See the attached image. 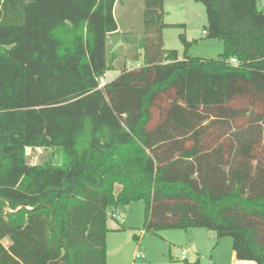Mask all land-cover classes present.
<instances>
[{
	"label": "trees",
	"instance_id": "trees-1",
	"mask_svg": "<svg viewBox=\"0 0 264 264\" xmlns=\"http://www.w3.org/2000/svg\"><path fill=\"white\" fill-rule=\"evenodd\" d=\"M194 1L219 60L189 58L184 36L182 59L165 49V0H144L140 41L120 0H0V264H107L109 215L135 202L148 232L204 228L264 264V13Z\"/></svg>",
	"mask_w": 264,
	"mask_h": 264
},
{
	"label": "rangeland",
	"instance_id": "rangeland-1",
	"mask_svg": "<svg viewBox=\"0 0 264 264\" xmlns=\"http://www.w3.org/2000/svg\"><path fill=\"white\" fill-rule=\"evenodd\" d=\"M144 6V0H120L115 9V17L121 28V36H126L130 41H140L143 38ZM263 6L264 0H258V10L264 13ZM163 23L168 25L163 31L164 47L167 50L177 51L184 57L187 48L182 41L184 36L189 43L186 52L189 58L219 60L224 52L223 42L204 35L208 28V18L206 8L201 3L194 0H166ZM130 47L122 40L108 43V50L117 53L121 64L128 56ZM139 53V61L128 60L126 63L129 70L142 64L143 51ZM114 74L116 73L105 75L106 83L112 81ZM53 153L52 150L42 149L29 151V162L33 165L41 164L53 159ZM144 224L143 202L132 203L118 222L109 219L110 228H119V231L114 230L108 236L109 264H172V261H183V250L188 251L189 262L199 260L200 264H235V261H239L233 251L232 239H218L214 231L196 228L189 233L183 230L148 232ZM8 244L7 241L4 242L5 246ZM136 254H141L142 257L135 258Z\"/></svg>",
	"mask_w": 264,
	"mask_h": 264
},
{
	"label": "built area",
	"instance_id": "built-area-1",
	"mask_svg": "<svg viewBox=\"0 0 264 264\" xmlns=\"http://www.w3.org/2000/svg\"><path fill=\"white\" fill-rule=\"evenodd\" d=\"M263 8H264V6H263ZM230 64H231L232 66H234V67H239L240 62H239L237 59L232 58V59L230 60ZM100 82H101V87H103V86L106 85V81L104 80V78H102ZM121 215H122V214H114V215H109V216H110L112 219H115V220L118 221V220L121 218ZM122 223H124V221H122ZM187 255H188V251L183 250L182 253H181V258H182V260H186V259H187ZM140 257H142L141 254H136V256H135V258H140Z\"/></svg>",
	"mask_w": 264,
	"mask_h": 264
},
{
	"label": "crops",
	"instance_id": "crops-1",
	"mask_svg": "<svg viewBox=\"0 0 264 264\" xmlns=\"http://www.w3.org/2000/svg\"><path fill=\"white\" fill-rule=\"evenodd\" d=\"M166 1V0H165ZM164 5H165V2H164ZM180 59H182V56H180ZM109 73H116V74H114L113 75V77H112V80H114L115 78H117L118 76H119V72H117V71H112V72H108L106 75H108ZM112 76V75H111ZM119 190V189H118ZM125 223V222H124ZM109 227V226H108ZM109 229L113 232L114 230H118L119 228L118 227H114V228H110L109 227ZM110 234V233H109ZM109 234H108V236H109ZM5 241H7L9 244H8V246H5V247H9V245H10V242L8 241V240H5ZM4 241V242H5ZM4 242H3V244H4ZM107 264H109V240H108V237H107ZM235 264H254L253 262H242V261H235Z\"/></svg>",
	"mask_w": 264,
	"mask_h": 264
},
{
	"label": "water",
	"instance_id": "water-1",
	"mask_svg": "<svg viewBox=\"0 0 264 264\" xmlns=\"http://www.w3.org/2000/svg\"><path fill=\"white\" fill-rule=\"evenodd\" d=\"M26 151L29 152V151H31V149L30 148H27Z\"/></svg>",
	"mask_w": 264,
	"mask_h": 264
}]
</instances>
